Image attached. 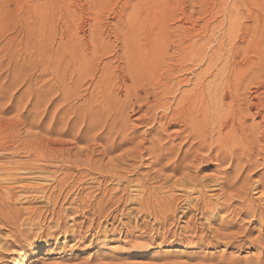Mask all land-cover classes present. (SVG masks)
<instances>
[{"label":"rangeland","instance_id":"1","mask_svg":"<svg viewBox=\"0 0 264 264\" xmlns=\"http://www.w3.org/2000/svg\"><path fill=\"white\" fill-rule=\"evenodd\" d=\"M197 1L198 0H160L157 1V4H161V6H163L159 7L156 2H153V4L147 0H143V3L146 2V4H143L142 0H0V23L2 22L0 24V145L3 143L2 145L10 147L9 150L5 151H2V149H0V155L3 153L10 156L12 154V160L23 158L22 155L24 153L22 150L23 145L21 141L25 140L27 143V140H29V138L31 139L33 137H37V135L38 137L35 139L40 138V141H38L39 139L35 140V142L37 141L36 144L38 143V146L41 145L42 150H45L44 152V150L42 151L41 147H39V154L47 152L51 154V156H55V153L56 155H65L68 150H70V155L78 154L77 160L72 157V159H68L70 162L68 161L66 163L58 160H53L52 162L49 161L46 163L44 161L38 162V164L44 167L46 171L57 170L60 177L64 174V171L67 175H69L66 176L65 179V183L67 184H65L66 186L64 185L65 189H59L60 186L58 185L59 187L57 186L58 188L56 187V190L51 193L50 201H55L54 205L52 201V203H50V201L38 202L36 200H33L32 198H30L31 201L27 200L23 203V200H19L20 198H18L19 203L15 202L14 206L12 207L13 211L11 210V208H9V210L10 213L14 211L17 212V210L18 212L19 210L22 211L20 212V217L16 215L13 217V215L9 212L3 211L5 212V214L7 213L5 215L0 210V218H3L0 219V264H264V188L262 187V185H258L260 183L264 184L263 175H261V177L263 178L259 177L261 173H264V169L256 168L253 172L252 170L250 171L249 168H244L245 170L249 169V171L252 173H246V171L244 170L240 175V177L242 176L243 179L241 177L240 180L238 178L237 181H234L235 185H239L240 183L242 184V181H245L244 185H239L240 187H234L235 185L229 187V193L228 191H225V189L228 190V188L224 187V192H222L217 187L215 188L211 185L213 183L212 181L215 179V177L213 178L212 176L217 175L214 171L216 162L213 161L215 165L214 163L210 162V166L207 167L205 166L207 165L206 163H209L208 160L204 163H201L198 167L204 168H201L198 171L199 175L206 174L207 179L205 178L204 182L207 183V180L208 186L210 187L211 185V187L207 188V186H202V190L204 191L202 195H198L199 198L201 197L200 199H198L199 201L197 200L198 193L190 192V194L188 195V199H191L189 203L191 211L189 210V212L184 215L186 217H180V207L182 206L184 209L186 204H182L183 202L181 201L182 198L180 194L184 192L183 190L181 191L180 186L174 183V180L183 176V170L179 169L174 175H172V172L160 167V161L162 164H164L168 160L166 157L163 158L162 156V158L158 159L159 161L157 160L156 162L155 159L157 156L153 149L151 150L152 154H147L144 152L142 156H137L133 152H130L136 147V144L133 143L134 141H145L144 138L149 139L150 135L155 133L154 131H152L153 133L151 132V134L149 135L148 132L152 128V125L145 122L147 124L146 125L145 123H143V121V124L139 122L141 121V114L145 115L143 113L145 112V107L142 106L138 108L134 104L132 105V108L129 107V110L127 109L128 111H126L125 109L124 113H126L127 115L129 114L127 116V121L125 120V125H127L129 128L127 126L126 128L125 126H123V128L120 125L122 130L121 132L119 131L116 134H119V136L122 137L126 136L124 138H127L128 141L131 139L129 141L130 143L126 141V139L124 141L125 143H122L123 146L122 144H119V146L118 144H116V147L112 145L111 149L114 147V151L111 149L110 151H105L106 142H103V140H105L103 138L105 136V129H100L99 127L101 126V124L106 127V123H110L108 121L109 119L105 117L106 107H113L116 105V103L107 102V105L105 97H102V95H100L99 93V89H96L95 86H93L94 81H92L91 78H83V82L81 81L82 83H75V80L73 81L74 78L76 79V75L80 72V69L76 66L74 68L72 67V58H70L69 62V53L74 54L78 58H81V54L79 55L78 53L79 51L81 52L83 47H85L84 45L90 44V41H96L98 50L97 58L99 59V61L97 62V66L108 63L113 67L114 65L120 64L122 60L120 55H116L117 52H120L122 43L124 41H129L133 37V33H137V30L132 32L131 28L135 29L138 26L144 28L153 26L156 28L157 25V28L171 26L169 27V31L171 32L172 29L170 28H173L174 24L175 27L177 25L176 22H172L176 17H181L179 16L181 15L180 12L182 14L184 13L182 17L189 16L188 18H191L192 20L196 19L198 22L200 20V15H198L199 7ZM210 1L214 2V0ZM161 2L164 4H162ZM181 2H183V4H181ZM227 2L229 3L230 0H227ZM137 3H139V5L133 8L132 5ZM164 7L166 8V13L167 11H170L168 12V18L166 21L163 19L161 20L160 18L162 12H164ZM137 10H140L141 12ZM149 10L152 11V13L149 12ZM128 12H133L131 14H134V17H137V15L139 14L138 17L140 16L141 18L139 17L138 19L136 18L133 20H128L126 18V14H128ZM142 12L143 16H141ZM243 12L244 14H246L245 10H243ZM170 17L173 19H171ZM155 22H158L159 24ZM246 22L251 23V20H248ZM90 25L93 26L91 27ZM141 27L140 29H142ZM187 27H189V24H187ZM195 28H197V25L195 26ZM127 31L128 33H125ZM174 33L176 34L177 30H174L173 34ZM29 35L32 36L30 37ZM25 37H27V39ZM170 38L174 39L173 36H170ZM170 38H168L167 40L164 37L163 43L165 41H170ZM66 40H70L67 44H73L75 48L73 47V45H69L70 49H68L69 47L66 46L65 48L67 49L64 50V46L60 43H64L66 42ZM141 43L142 42H140V44ZM39 44H42L43 46L41 47V45L39 46ZM131 45L132 44L129 42L128 47ZM44 46L45 48H43ZM78 46L81 48H79ZM88 46L90 47V45ZM38 47H40V49L42 50H40ZM170 52L171 50L168 51V53ZM37 53L41 54L39 55ZM55 53L56 55L59 53V57L57 56L58 58L56 57V60L54 61V56H56L54 55ZM63 53H65V55ZM10 55L12 56V58H10ZM27 55H29L30 57ZM41 55L44 58H42ZM249 55L251 56V53ZM53 57L54 59H51ZM41 58L44 60L41 61ZM61 59H64L65 62L64 60H62L63 63L61 62L60 64ZM50 60H52V62ZM53 62L56 63L53 64ZM203 66L204 64L202 65V67ZM186 67L191 69L192 66L187 64ZM193 67L191 70H189L191 73L187 70V72L184 71L183 78L187 77L191 79L192 77L193 79V73H196L198 71L197 67ZM72 68L74 69V71ZM75 69H79L78 72ZM75 71L76 73H74ZM116 72L117 71L115 69L114 73L116 74ZM94 74L97 75L98 71L93 70V75ZM19 75L20 77H17ZM15 78L18 81H16ZM190 83H192V81H190L188 84H184L182 88H190ZM76 92L78 94H76ZM90 93L91 96L88 97ZM62 94L64 97L61 96ZM93 94H96L97 97L99 96L100 99L98 98V101L93 102ZM100 101L105 102V104L102 103L104 107L100 108L101 112L100 110H98V112H93L92 115L89 116L88 114L92 111L90 106L93 105L95 108L96 106H98V102ZM84 110L86 111V115L82 117L81 115L83 113L81 112ZM56 112L57 114H55ZM101 116L103 117L101 118ZM76 118H84V120L78 121ZM91 118H93L94 120L96 119V121L97 118H100L101 120L99 119L98 122L95 121L97 125L96 126L92 123L93 120ZM256 119H259V117L255 118V120ZM74 121H78L76 122L77 124ZM102 121H105L106 123ZM248 122L249 123H247V125L251 123V120H248ZM89 123L91 125L93 124V126H96V129H94L93 126L89 125ZM70 125L75 126L71 127ZM116 125L117 124L113 126L116 127ZM131 125H135V128H133ZM85 127L87 128L86 131ZM169 128L168 129L172 132L167 131V129V132L161 133L163 142L172 141L174 138L173 135L175 134L174 132L179 129L177 126ZM112 131H116V129L113 127ZM129 131L132 133V137L129 136ZM126 133L129 135L127 136ZM129 137L131 138L129 139ZM4 138H6L7 140ZM86 138H88V141ZM18 139H20L21 141H18ZM110 139L107 140L108 144L110 142ZM118 140L120 141V138L116 139V143L118 142ZM146 142L148 143L149 141ZM147 143H145L146 145L144 144V147L151 148V143L149 142L150 146H148L149 143L148 145ZM133 145H135V147ZM24 146H26L27 148V145ZM66 147L67 149H65ZM119 147L121 149H119ZM58 148L62 150L63 154H61L60 151L57 150ZM95 149L98 151H96ZM128 149L130 151H128ZM103 150L107 154H105ZM126 152L127 154L125 155ZM128 152L133 153V155H129ZM88 153H93L91 155V162H93V164L88 163L89 158H87L86 160L84 158ZM109 153L110 155H112L110 159L112 157V159H114V157L124 154L125 156L122 157L126 162H124V160H122V162H119L120 175L122 177L124 176L123 178H129L131 180H134L137 177L143 175V177L146 178L148 182H146V187H161L164 182L161 178L154 177L155 174H151L153 173V170H155V168L156 170L154 172L160 171L161 173H164L162 176L169 174L170 176L172 175V178L169 179V183L167 181L165 182V184H163V188H161V191H163V194L165 193L164 196L169 197L171 194L175 195L176 197H180L175 203V218H169L170 220L163 219L162 215L160 214V208H162V206H159L158 204L156 205L155 203L154 205H156L157 208L155 206V208L151 210V213L157 212L156 214L159 217L155 216L156 214L153 215V213L148 215V213L144 214L142 212H139V214L141 215L137 214L138 212L131 208L133 204H130L126 200L131 197L130 195L136 194V190H133V188H131L132 186H128L127 182L124 179L118 182V180H114V178H112V173L110 172L109 168L113 166L114 161L113 164L108 161ZM69 154L62 156L64 157V161L69 157ZM251 155L254 156V154ZM134 156L136 158H134ZM237 156L235 155L234 157H236V160H238L237 164H239L237 166L235 165L236 160L234 158V166H231L234 172H237L234 167H238L239 165H241L243 163V160L245 161V164L247 163V159L245 160L246 154H241L239 156V159H237ZM261 156L257 157L261 158ZM130 157H133V159ZM241 157H243V159ZM152 158L153 160H151ZM240 158L242 159L241 162ZM1 159L3 158L0 157V160ZM130 159L131 162L128 161ZM152 162L155 163V165H157L158 167L155 166ZM186 162H184V164ZM72 163L74 164L72 165L73 167L69 166ZM76 163L80 167L79 170L76 166ZM86 163L87 165H85ZM108 165L111 166L109 167ZM93 167L99 168V170H101L99 171L93 169ZM222 167L226 168V165L222 164L221 168ZM231 167L230 169H227L229 172L228 175L231 174L229 175L230 177L236 174L231 170ZM204 170H206L207 172ZM258 171L260 172V174ZM107 172L109 175L107 174ZM125 172L126 174L124 175ZM168 172L169 174H167ZM179 172H182L181 175ZM244 172L247 176L244 175ZM146 173L150 174L147 175ZM71 174L73 175L70 176ZM43 175H46V173H43ZM148 176H152V178H154L152 179ZM244 176H249L248 179L250 181L246 178L248 183L245 180ZM157 180H159L158 182H160V184H158ZM236 182L239 183L237 184ZM22 183L29 184L30 181L23 180ZM47 183L44 185H46L47 187L51 185L49 188H51L54 184L52 182H50V184ZM71 184L72 187L70 186ZM251 184H253L254 187ZM165 185L170 187L172 189V192H166L167 187ZM68 186H70L71 188ZM246 186L248 187V190ZM237 187L239 188V190ZM113 189L115 191H113ZM186 190L188 192L189 188L185 189V191ZM231 191L232 194H235L232 195ZM246 191L248 194L246 193ZM126 193L130 194V197ZM225 193H227L228 195H226ZM107 195L110 197H108ZM202 196L205 198V201ZM95 197L97 198V200ZM239 197H244V201ZM192 198H194V200ZM231 198L234 200V202ZM238 198L241 201L238 200ZM120 200L123 202H120ZM208 200H210L209 204ZM222 201L224 204L222 203ZM46 202L48 204H46L47 206L44 205ZM96 202H98V204L100 202L101 207L98 206ZM206 202L208 205L206 204ZM225 202H229V206H226L228 209H225ZM237 202H239V204ZM240 202L242 204H240ZM251 202L253 205H250ZM231 203L234 205V208ZM204 204L206 205L203 206ZM127 205H129V207ZM243 205H245V208L243 207ZM35 206L36 210L38 208V210L40 211V214H38V211H35L36 214L32 212L31 214L29 213V216L27 211L26 213H24V209L26 207ZM206 206L212 208V210H209ZM121 207L123 208L121 209ZM205 207L207 210L205 209ZM239 207L243 208L244 210L239 209ZM248 207H253L255 209H249V213L248 211H246V208ZM14 208L17 210H14ZM95 208H97L98 210L100 209V211ZM101 208L103 209L101 210ZM128 208L131 209L129 210ZM155 209L159 210L156 211ZM121 210L122 212H120ZM131 210H134L135 212H132ZM208 210L211 211L210 214ZM252 210L254 211V213H252ZM259 210L261 211L259 212ZM130 212L133 213L134 217ZM241 212L244 214H242ZM2 214H4L5 216H2ZM102 214H104L103 217ZM208 214H212V216H209ZM7 215L12 216H8L10 217L9 219L8 217H6ZM260 216L261 219L263 218L262 220H260ZM156 217L157 219H154ZM6 218L8 221H10L6 222ZM26 218H29V220H32L33 222L31 223L30 221L26 220ZM158 218L160 221H158ZM35 219H38V221H36ZM19 220L21 221L20 223L18 222ZM160 222L162 223L160 224ZM226 235L227 237L225 238L224 236Z\"/></svg>","mask_w":264,"mask_h":264},{"label":"bare ground","instance_id":"2","mask_svg":"<svg viewBox=\"0 0 264 264\" xmlns=\"http://www.w3.org/2000/svg\"><path fill=\"white\" fill-rule=\"evenodd\" d=\"M147 1H149L151 3L156 2V4H157V1H160V0H147ZM197 2H198V7H199V9H198L199 14L198 15H200V20L198 21L199 23L197 22L196 19L192 20L191 18H188L189 16L188 17L187 16L182 17L184 15V13L182 14L180 12L181 15H179V16H181V17H176L175 20L172 22V23L176 22L177 25L175 27V24H174V27L170 28V29H172L171 32L169 31V27H171V26L164 27V28H157V26H158L157 25L156 28L153 26H149V27H145V28L140 26L142 29H140L139 26L136 27L135 29L131 28L132 32L137 30V33H133V37L129 41H124L122 43V48H121L120 52L116 53V55L121 56L122 60H121L120 64L114 65L113 67L111 65H109L108 63H106L104 65H98L97 66V62L99 61V59L97 58L98 50H97V42L96 41H90V44H88V45H90V47L88 45H84L85 47H83L82 50L80 49L81 52L79 51L78 54L79 55L81 54V58H78L74 54L69 53V56H70L69 62H70V58H72L71 59L72 60L71 61L72 67L74 68L76 66L77 68L80 69V72L76 75V79L74 78L73 81L75 80V83H82L83 78H85V77H88L89 79L91 78L92 81H94L93 86H95L96 89H99V93H100V95H102V97H105L106 104H107V102L116 103V105L113 107H106V116L105 117H107L109 119L108 121L110 123H106L105 121H102V122L106 123V127L102 124L100 127L98 126L100 129L101 128L105 129L104 130L105 136L103 137L105 139V140H103V142L104 141L106 142L105 143V151H108V150L110 151L112 145H114V147H116L115 145L118 144V146H119V144H122L127 139V138H124L126 136L122 137V136H119V134L118 135L116 134L119 131L121 132V130H122L121 126L122 127L125 126V128L127 126L125 124L127 121V116L129 114L127 115L126 113H124L125 109H126V111H128L129 110L128 108L129 107L132 108V105H134V104L138 108L142 107V106L145 107V112H143L145 115L141 114V117H140L141 121H139V122H141V124L147 122L150 125H152V128L148 132L149 135L151 134L152 131H154L155 133L150 135L149 139L144 138L145 141L139 140V142L137 141L138 143L134 141L133 143L136 144V147H135V145H133L135 148L132 146L134 149L129 148V149H133V150L130 151L128 149V151L133 152L137 156H142V154L144 152L147 154H152L151 150L153 149L156 156H157L155 159L156 162L158 159H161L162 156H163V158L166 157L168 160L167 162L165 161L166 163H164V164H162L160 161V163H159L160 167L167 169L168 171L172 172L171 173L172 175H174L179 169L183 170L182 171L183 173L179 172L180 175L182 173L183 176L181 178L177 177L178 179L174 180V183L177 184L178 186H180L181 191L183 190V192H184V193L180 194L181 198H182L181 201L183 202V203L182 202L181 203L186 204L184 209L182 206L180 207L181 208L180 212H179V213H181V215H179L180 217H182V216L186 217L184 215L186 213H188L189 210L191 209L189 207L190 206L189 203H190L191 199L190 200L188 199V197H189L188 195L190 194V192L198 193L197 194V200H198L201 198V197L199 198L198 195H202L203 191H204V190H202L203 189L202 186L203 187L207 186V188L209 187L207 184L208 181L206 180L207 183L204 182L205 178L207 177L206 174L205 175H201V174L199 175L198 171L201 168H204V167H201V168L198 167L201 163H204L208 160L209 163H206L207 165L205 166V167H207V166H210L209 165L210 162H212V163L216 162V166H214V171L216 172L217 175L212 174L213 175L212 177L213 178L215 177V179L212 181L213 183L211 182L212 183L211 185L214 186L215 188L217 187L222 192H224L223 191L224 187L228 188V190L225 189V191L229 192L230 191L229 187H232L233 185H235L234 181L235 180L237 181L238 178L240 180V178L242 177V176L240 177V175L246 168H249L250 171L252 170L253 172H254V169H256V168L264 169V0H230L229 3L227 2V0H214V2H211L210 0H204V1L198 0ZM142 3H143V0H142ZM143 4H146V2ZM162 4H164V3H162ZM181 4H183V2H181ZM138 5H139V3L132 5V7L134 8V7H137ZM147 5H148V3H147ZM149 5H151V4H149ZM157 5L159 7L161 6V4L160 5L157 4ZM149 7H148V9H149ZM165 7H167V6H165ZM165 7L163 9L164 12H162V10H161L162 14H161L160 18H161V20L163 19L166 21L168 18V12H170V11H167V13H166ZM146 8H147V6H146ZM153 8H154V6H153ZM243 10H245L246 14H244ZM137 11L141 12L140 10H137ZM129 12H128V14H126L127 15L126 18L128 20H133L136 18L138 19L140 17V16L138 17L139 14L137 15V17H134L135 15L131 14L133 12H131V13H129ZM143 12H145V11H143ZM143 12L141 13L142 14L141 16H143ZM149 12L152 13V11H150V10H149ZM149 15H151V14H149ZM155 15H157V14H155ZM171 19H173V18H171ZM248 20H251V23L246 22ZM153 21H155V20H153ZM155 23L159 24L158 22H155ZM187 24H189V27H187ZM146 25H147V23H146ZM196 25H197V28H195ZM174 30L175 31L177 30L176 34L175 33L173 34ZM92 32H93V30H92ZM125 33H128V31ZM90 34H91V32H90ZM29 36H27V37H29ZM170 36L171 37L173 36L174 39H171ZM27 37H25V38L27 39ZM164 37L167 40H168V38H170L171 40L165 41L164 42L165 44H164L163 43ZM68 41H70V40H66V42L60 43L64 46V48L62 47L64 50L67 49V48H65L66 46L69 47V45H73V44L68 45L67 44V43H69ZM129 42L132 45L128 47ZM140 42H142V43L140 44ZM16 43H18V42H16ZM5 45H6V43H5ZM40 45H41V47L43 46L42 44H39V46ZM31 46H32V44H31ZM8 47H9V45H8ZM73 47L75 48L74 45H73ZM38 48L40 49V47H38ZM43 48H45V46ZM79 48H81V47H79ZM68 49H70V47ZM40 50H42V49H40ZM169 50H171L170 53H168ZM34 51H35V49H34ZM13 53H15V52H13ZM42 53H43V51H42ZM46 53H47V51H46ZM250 53H251V56L249 55ZM37 54H39V53H37ZM58 54L56 55V53H55L54 55H56V56L53 55L55 57V59H54V57L51 59H54V61H55L56 57L57 56L59 57ZM63 54L65 55V53H63ZM63 54H62V56H63ZM43 55H44V53H43ZM27 56H29V55H27ZM41 57H42V55H41ZM64 57H67V56H64ZM10 58H12V56ZM42 58H44V57H42ZM43 60L44 59H42L41 61H43ZM62 60H64V59H61L60 64H61ZM28 61H29V59H28ZM50 61L52 62V60H50ZM64 62H65V60H64ZM54 63H56V62H53V64ZM187 64L191 65L192 67L195 66L198 69V71L196 73H193V71H192L193 79H192V77H191V79L187 78V77L183 78L184 71H186V70L189 71L192 69V67H191V69L186 67ZM203 64H204V66L202 67ZM195 67H193V68H195ZM115 69L117 71L116 74L114 73ZM78 70H76V71L78 72ZM93 70L98 71V74L93 75ZM73 71H74V69H73ZM76 71L74 73H76ZM17 77H20V75ZM16 81H18V80L16 79ZM190 81H192V83H190L191 84L190 88H188V89L182 88V86L184 84H188ZM70 84H72V83H70ZM73 86H75V85H73ZM91 93H93V92H91ZM91 93H90V95H88V97L91 96ZM68 94H70V93H68ZM76 94H78V93L76 92ZM61 96H63V94ZM49 98H51V97H49ZM98 98H99V96L97 97L96 94L95 95L93 94L92 101L93 102L98 101ZM98 103H97L98 106H96L95 108L93 105L90 106L92 111L88 114L89 116H91L93 112H98V110H100V112H101L100 108L104 107V105L102 103L105 104V102L100 101ZM84 111L81 112V113H83L81 115L82 117H84L86 115V111L85 112ZM55 114H57V112ZM102 117L103 116H101V118ZM258 117H259V119H256L257 120L256 121L255 118H258ZM91 119L93 120L92 123L94 125H96V122H98L100 118H97V121H96V119L95 120L93 118H91ZM77 120L83 121L84 118H82V119L78 118ZM248 120H251V123L249 125H247V123H249ZM78 121H74V122L76 123ZM142 121H143V123H142ZM93 124L91 125L89 123V125H91V126H93ZM115 124H117L116 127L113 126ZM75 125H73V126H75ZM73 126H71V127H73ZM96 126H93V128L96 129L95 128ZM134 126H132V127L135 128ZM173 126H177L179 128V129L177 128L179 131L178 130L176 132L173 131L175 134L173 135L174 138L172 141L163 142L162 138H161V133L167 132V131L172 132V131H170L171 129L169 127H173ZM10 127H11V125H10ZM113 127L116 129V131H112ZM86 129L87 128L85 127V131H86ZM50 131H52V130H50ZM122 132H124V131H122ZM122 134H125V133H122ZM131 134L132 133L130 132V135L127 134V136L128 135L131 136ZM59 135H61V134H59ZM143 135H141V136H143ZM171 136H172V134H171ZM37 137H38V135H37ZM37 137H33L34 139L29 138V140H27V143L24 139H23L24 141H21L22 140L21 138H20L21 140L18 139V141H21L22 145H23L22 150H23L24 154L22 155L23 158H21V159L12 160V156H11L12 154L9 156L7 154L2 153L0 155V157L3 158L0 160V210H1V212L7 211L10 213L9 208H11V210L13 211L12 207L14 206V203L15 202L19 203V200H23V203H24V201H27V200L29 201L30 198H32L33 200H36L38 202H42V201L49 202L50 197H51V193L56 190V187L58 185L60 186V187L58 186L59 189H61V188L65 189V187H64V185L66 184L65 179H66V176H69V175H67L66 172L64 171L63 172L64 174L60 177L57 170H52V171L47 170L46 171L44 167H42V166H40V164H38V162L44 161L46 163L49 161L52 162L53 160L54 161L58 160V161L66 163L70 159H72V157L75 160H77L78 154L77 155H70L69 154L70 150H68V152H66V154H69V157L67 155L68 158L66 157L67 159L65 158L66 159L65 161H64V157H62L64 154L62 153V150H60L59 148L57 150H59L60 153L63 155H56V153H55L54 154L55 156H51V154H49L47 152L44 153L45 152L44 149H43L44 150L43 154L42 153L39 154L40 153L39 147H41V145L38 146V143L36 144L37 141L35 142V140L39 139L38 141H40V138L35 139ZM117 137L120 138V141L118 140V142L116 143V139H119ZM131 137H129V139ZM138 138H137V140H138ZM4 139H6V138H4ZM86 139L88 141V138H86ZM109 139H110V142L108 144L107 140H109ZM75 140H77V139H75ZM176 140H178V141H176ZM126 141H128V139ZM146 141H149L151 143V148L150 147H144L146 145L145 143H147ZM2 142H3V140H2ZM148 143H147V145H148ZM150 143L148 146H150ZM2 144L0 145V149H2V151L10 149V147L4 146ZM24 145H27V148ZM124 145H126V144H124ZM252 145H254V146H252ZM122 146H123V144H122ZM113 148L111 150H113ZM65 149H67V147ZM119 149H121V148L119 147ZM146 149H148V150H146ZM41 150H42V147H41ZM96 151H98V150H96ZM103 152H104V150H103ZM133 153L128 152L129 155H133ZM14 154H13V156H14ZM92 154L88 153V154H86L87 156L84 157L85 160L87 158H89L88 159L89 164H91V163L93 164V162H91V155ZM105 154H107V153H105ZM126 154H127V152L125 153V155ZM234 154L236 156L238 154H240V155L246 154L245 160L247 159V163L245 164L244 163L245 161L243 160V163L241 165H239L238 167H236L239 163L237 164L238 160H236V157H234L235 156ZM251 154H254V156L255 155L256 156L254 157ZM125 155L124 154L121 156L118 155L117 157H114V159H112L113 157L110 159V157L112 155H110V153H109L108 161L111 162L112 164L114 161L113 166L111 168H109V170L112 173L111 176H112V178H114V180L116 179V180H118V182H120L122 179H124L127 182L128 186H130V187L132 186L131 188H133V190H136V194H133V195L126 193V194H128V196L129 195L131 196V197L129 196L130 198L126 199L130 204H133L131 206V208L136 210L138 212L137 214H139V212L140 213L142 212L144 214L148 213V215H149V214L153 213V212L151 213V210H153L155 208V206L158 204L159 206H162V208H160V212H161L160 214L162 215L163 219L167 220L169 218H171V219L175 218V216H176V215H174V213L176 211V206H175L176 204L175 203H176V201H178V198H180V197H176L175 195H171V194L169 197L164 196L165 193L163 194V191H161V188H163V184H165V182H167V181L169 183V179L172 178L171 177L172 175L170 176V174L168 172L167 174H169V175L162 176L164 173H161L160 171L154 172L156 170V168H155V170H153V173H151V174H155V176L154 175H152V176L161 178L164 181L162 186L160 185L161 187H157V186L156 187L155 186L146 187L147 179L144 178L143 175L140 177H137L136 179L133 178L134 180H131L129 178H123L124 176L122 177L120 175L119 162H122V160H124V162H126L125 159L122 157ZM240 155L237 156L238 157L237 159H239ZM250 155L254 158H252ZM143 156H145V155H143ZM257 156H261V158L259 157L260 160ZM107 158H108V156H107ZM130 158L133 159V157H130ZM134 158H136V157L134 156ZM153 158L151 160H153ZM234 158L236 160V164H235L236 166L234 167V169H236L237 172L236 171L234 172V170L232 169V167L234 166L233 165L234 164L233 163ZM241 158L243 159V157H241ZM241 158H240V162L242 160ZM128 159H129V157H128ZM128 161L131 162V159ZM186 161H188V162H186ZM184 162H186V163L184 164ZM73 163L69 166L74 165ZM132 163H133V161H132ZM153 164L155 165V163H153ZM222 164H225L226 168H223V167L221 168ZM85 165H87V163ZM214 165H215V163H214ZM76 166L78 167V170H79L80 167L78 166V164ZM124 166H125V163H124ZM155 166H157V165H155ZM230 167H231V170L234 173H236L235 175H233L231 177L229 176L231 174L228 175L229 172L227 170L228 168L230 169ZM208 168H207V170H208ZM93 169L99 170V168H96V167H93ZM102 169H103V167H102ZM132 169H133V166H132ZM134 169H136V168H134ZM157 169H159V168H157ZM249 169L245 170L246 173L250 172ZM204 171H206V170H204ZM43 173H46V175H43ZM246 173L244 175H246ZM250 173H252V172H250ZM107 174H108V172H107ZM122 174H123V172H122ZM125 174H126V172L124 173V175ZM149 174H147V175H149ZM256 174H257V171H256ZM259 174H260V172H259ZM72 175L73 174H71L70 176H72ZM137 175H135V176H137ZM261 175H263V177H264V173L263 174L261 173L259 175L260 178H263V177H261ZM88 176H89V174H88ZM152 176L151 177L148 176V177L152 178ZM99 177H101V176H99ZM248 177H245L246 181H247ZM95 178H96V176H95ZM112 178H110V179H112ZM242 179H243V177H242ZM23 180H28V181H30V183L24 184V183H22ZM78 180H80V179H78ZM100 180H101V178H100ZM158 181L159 180H157V182ZM261 181H262V179H261ZM50 182L54 183L51 188H49L51 185H49V187L44 185L46 183L50 184ZM154 182H155V180H154ZM244 182L245 181H242V184L240 183L239 185H241V186L244 185ZM149 183H151V182H149ZM236 183L238 184L239 182H236ZM247 183H248V181H247ZM158 184H160V182H158ZM211 185H210V187H211ZM239 185H235L234 187H236V186L240 187ZM251 185L254 187L253 184H251ZM258 185H262V187L264 188L263 183H260ZM70 186L72 187V184ZM70 186H68V187H70ZM149 186H150V184H149ZM166 187H167L166 192H169L172 190L171 189L172 184H171V188L168 186H166ZM214 187H212V188H214ZM187 188H189L188 192H187V190L185 191V189H187ZM260 188H261V186H260ZM75 189H77V188H75ZM238 190H239V188H238ZM247 190H248V187H247ZM74 191H73V193H74ZM113 191H115V190L113 189ZM69 192H68V194H69ZM122 192H123V190H122ZM239 192H237V193H239ZM73 193H72V195H73ZM246 193H247V191H246ZM215 194H216V192H215ZM225 194L228 195L227 193H225ZM231 194H232V191H231ZM233 194H235V193H233ZM212 195H213V193H212ZM211 196H209V197H211ZM57 197H59V196H57ZM108 197H110V196H108ZM18 198H20V199L18 200ZM202 198L205 201V198L203 196H202ZM218 198H220V197H218ZM239 198H238V200H240V199L243 200L244 197L243 198L241 197L240 199ZM192 199L194 200V198H192ZM96 200H97V198H96ZM110 200H111V198H110ZM51 201H50V203L53 202V201L52 202ZM201 201H202V199H201ZM208 201L207 202L209 204L210 200H208ZM47 202L44 205H46ZM120 202H123V201L120 200ZM124 202H126V201H124ZM207 202H206V204H207ZM218 202H219V200H218ZM233 202H234V200H233ZM96 203L98 204V202H96ZM154 203L156 205H154ZM222 203H223V201H222ZM226 203L227 202H225V209L227 208L226 206H229V204H228L229 202L227 203L228 205ZM237 203L239 204V202H237ZM54 204H55V201L53 202V205ZM59 204H61V203H59ZM206 204H204L203 206H205ZM212 204H210V205H212ZM240 204H242V203L240 202ZM101 205H102V203H101ZM215 205H216V203H215ZM247 205H248V203H247ZM250 205H253L252 202ZM98 206H100V202H99ZM127 206L129 207V205H127ZM222 206H220V207H222ZM244 206L245 205H243V207ZM206 207L209 210L210 209L212 210V208H209L208 206H206ZM206 207H205V209H206ZM250 207L246 208V211H248L249 209H255L253 207L252 208H250ZM97 208H95V209H97ZM122 208L123 207H121V209ZM156 208H157V206H156ZM233 208H234V205H233ZM102 209L103 208H101V210ZM219 209H221V208H219ZM239 209L242 210L243 208L239 207ZM14 210H17V209L14 208ZM24 210H25L24 213H26V211L28 212V216H29V213L30 214H31V212L35 213V211L36 212L38 211V214H40V211L38 210V208L36 210V206L35 207H26ZM157 210H159V209H157ZM194 210H195V208H194ZM98 211H100V209ZM260 211L261 210H259V212ZM14 212L10 213L13 215V217L15 215L18 217L21 216L20 212H22V211L19 210V212H18V210H17V212L16 211H14ZM120 212H122V210ZM210 212L211 211H209V214H210ZM3 213L5 214V212H3ZM156 213H153V215H155ZM158 213H159V211H158ZM252 213H254L253 210H252ZM4 214H2V216ZM131 214L133 215V213H131ZM242 214H244V213H242ZM12 215H7L6 217L12 216ZM76 215H77V213H76ZM103 215L104 214H102V217H103ZM139 215H141V214H139ZM155 216H158V215L156 214ZM209 216H212V214ZM133 217H134V215H133ZM135 217H136V215H135ZM206 217H207V215H206ZM255 217H256V215H255ZM8 218L10 219V217H8ZM80 218H81V216H80ZM130 218H132V217H130ZM160 218H161V216H160ZM259 218H260V220L263 219V218L261 219V216ZM12 219H14V218H12ZM154 219H157V217ZM163 219H162V221H163ZM20 220L18 221L19 223L21 222ZM26 220L30 221L29 218H26ZM135 220H136V218H135ZM7 221L8 220L6 218V222ZM36 221H38V219ZM158 221H160L159 218H158ZM30 222L32 223L33 221L31 220ZM232 222H233V220H232ZM11 223H12V221H11ZM15 223H16V221H15ZM161 223L162 222H160V224ZM35 225H36V223H35ZM101 230H103V229H101ZM131 232H132V230H131ZM227 235L224 237L226 238ZM225 240H227V239H225ZM207 242H208V240H207Z\"/></svg>","mask_w":264,"mask_h":264}]
</instances>
